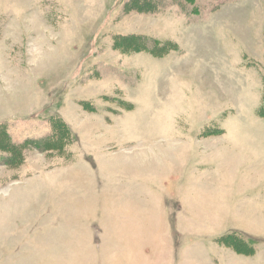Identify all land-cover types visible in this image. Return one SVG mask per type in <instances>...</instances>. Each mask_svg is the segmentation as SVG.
Wrapping results in <instances>:
<instances>
[{"label": "rangeland", "instance_id": "1", "mask_svg": "<svg viewBox=\"0 0 264 264\" xmlns=\"http://www.w3.org/2000/svg\"><path fill=\"white\" fill-rule=\"evenodd\" d=\"M0 264H264V0H0Z\"/></svg>", "mask_w": 264, "mask_h": 264}, {"label": "trees", "instance_id": "2", "mask_svg": "<svg viewBox=\"0 0 264 264\" xmlns=\"http://www.w3.org/2000/svg\"><path fill=\"white\" fill-rule=\"evenodd\" d=\"M190 1H192V0H190ZM143 47H145V46H143Z\"/></svg>", "mask_w": 264, "mask_h": 264}]
</instances>
